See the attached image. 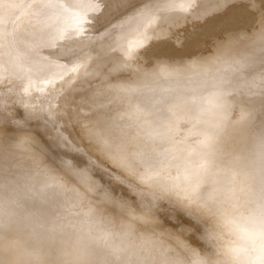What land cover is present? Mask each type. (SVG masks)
Returning a JSON list of instances; mask_svg holds the SVG:
<instances>
[{
  "label": "rangeland",
  "instance_id": "1",
  "mask_svg": "<svg viewBox=\"0 0 264 264\" xmlns=\"http://www.w3.org/2000/svg\"><path fill=\"white\" fill-rule=\"evenodd\" d=\"M33 1L0 0V3L4 6L2 7L0 4V30L3 29V31H0V216L5 224L4 227L7 228L3 234L0 233V245H4L6 242L7 244L13 242L10 240L15 238V230L8 228L10 225H18V222L21 221L20 206L28 203L35 206L37 201H43L40 198L37 199L41 193L52 197L56 194L59 199L65 197L62 198L61 204L57 206V209H53L55 213L52 214L47 225H45L44 219L42 223L37 222V218L33 217V215L36 216L39 213L31 212L30 208H33L29 206L26 211L28 214L32 213L33 215H30L32 217L29 219L30 223H32L30 229V234L32 235H29L28 238L37 235L40 229H44L45 232L52 231L55 235L60 236L66 229L71 227V231L78 229L75 231L77 232L76 238H85L87 240L91 238L95 243V247H104L105 240L103 237H107L110 243L121 244L122 250L120 249L119 253L114 257L118 258L119 254L124 255L125 257L122 261L124 264L151 263L153 257L148 250L152 242L156 255L170 254L171 256L167 257L168 264H173L174 261L183 259L182 250L195 249L197 252H201L203 248L214 253L222 242L227 243L235 239L232 233L236 231L233 230L234 227L227 223L226 220H219L220 222L213 220L206 230L202 229L201 232L189 231L180 235L181 226L187 224L190 217L183 213L169 211V209L175 207V201L183 199L194 191L198 192L201 200H206L205 198L208 197L207 192L203 188H197L202 183L210 191L212 188L216 189L219 201H227L226 198L222 197L223 192L226 193L229 201L231 199L236 200L237 205L225 212L229 215L231 214L230 216L238 213V208L243 205L247 212L248 207L253 202L258 201V197L253 196V191L257 192L260 190L257 183V176L261 174L259 150L254 149L253 151L250 148H245L244 151H239L237 146L248 142V132L253 134L249 141L250 145H256V135L258 143L261 127L264 126V37L258 40L256 36L258 31L259 34L260 32L263 34L264 23H261L256 30H252L254 33L250 31V27L252 28L255 23L258 24V21H254L255 18L260 15L261 11L264 12V1L224 0L223 3L214 4L209 9L211 14L212 11L219 14L233 9L238 19L239 16L243 15L242 17L245 19L252 20L250 21L252 22L251 25H248L250 27L242 25L244 30L247 29L246 33L244 32L245 35L243 34L245 37L243 38L242 36V41L246 40L245 44H243L244 41L242 42L244 47L241 41L237 42L236 39V42L228 43L229 48L227 47V50L232 47L234 49L232 50L231 48L229 51H234L235 53L231 54L228 51V54L233 56L230 58L227 51L223 50L225 52L223 53L227 55V57L223 56L226 58L225 61L220 58V56L224 55L222 53V55L218 53L220 56H217L218 58L216 59L217 52H222L223 48L219 49L220 51H215V57L213 56L215 60L212 57L213 61H211L208 56L211 57L213 55L209 52L210 50L214 52L213 45L202 47L203 50L200 48V50H197L199 53L195 51L196 55L194 51L192 53V44L187 43L183 46L184 40L189 34H192L191 28V32H189V29L187 30L188 33L186 30L181 32L178 30L167 34L163 38V41L171 42L172 45L180 47L181 50L184 48L183 53L188 54V57H186V54H182V56L168 61V58L166 60L164 56L159 54V52L163 53V51H166L165 46L155 49L154 42L147 40L150 43L144 45L135 53L136 56H134V60L131 63L133 66L131 65V69H128L130 75L133 70L138 72L142 65L147 68L153 67L164 59L170 64L173 71L177 70L176 73H178V70L185 68L187 60L191 58H195L199 63L196 62L197 66H192V62H188L189 64L187 65L189 67H187L190 71L187 69L188 72L186 70L187 67L185 68L188 74L184 69L183 71L181 70L178 75L175 74L174 79L172 78L174 83L171 76V82L170 79H165L169 84H166L163 79H156L155 81L153 80L155 78H150V74L144 75V72L140 70L142 77L150 79L142 81L146 84V87L144 86L145 90H138L133 87L136 93L140 95L136 98L129 96L131 90L120 88L121 85L122 87L128 85L136 86L134 83L137 80H127L131 77L122 76L124 77L122 78L121 75H118L123 72L127 73V69L112 73L108 66L109 61H107L104 64H97L95 72L94 70L92 71L90 65L87 66L86 64L83 67L75 68L76 71L67 70L63 72L61 67L66 63L65 59L59 61L60 66H52L53 61L50 62L48 58H71L69 63H72V59L75 60L81 56V53L76 51L90 41L99 31L98 29L104 27L112 17L117 15L116 13H122L132 8L131 6L139 3V1L145 0H134L136 1L135 3L133 0H107V7H105L106 0H88L80 10L81 12L73 15L72 20H65L60 17L64 9L60 0H38L39 3L37 0ZM169 1L177 6H183L190 0ZM211 3L213 4L214 1H211ZM5 7L6 9H4ZM199 16L201 19L207 17L205 13H199ZM188 19L191 18L188 16ZM74 21L75 23H73ZM53 22L54 24L51 26L53 32L49 35L47 33L48 28L44 30V27ZM68 23L70 24L67 25ZM158 25H161V23ZM240 26L238 25L237 28L241 29L242 26L241 28ZM4 30L8 31H5V33ZM237 30H231V32ZM92 33L94 34L92 35ZM3 34L6 36V40ZM148 34L149 32L144 31L138 35V38L143 40ZM222 34H225V32ZM156 37L157 35L152 38ZM177 38H179L178 41H176ZM219 40L213 38L211 43ZM237 43H240L241 46ZM233 44H237L241 48L236 47V45L234 47ZM124 45L125 43L122 39L118 40L116 48L122 52L125 48ZM245 45H248L250 53L248 49H245L247 47ZM132 48L130 47V49ZM235 48H237L236 50H241L240 56L242 58L234 56L235 54H240V52H238L239 54L236 53ZM206 49L208 51L203 53ZM66 53L68 54L66 55ZM111 54L112 52L110 51L106 55V58H109L108 60L111 59ZM243 55H247V58L244 59ZM204 58L209 60L207 61ZM230 59L233 64L229 61ZM237 59L240 61L239 64ZM200 60L203 65H201ZM203 60L207 61V64L209 62V64L205 65ZM224 62L232 64L229 65L231 67L226 68L227 65L223 66L225 65ZM210 64L211 67H209ZM72 65L73 63L70 66ZM214 65H217V67L219 65L220 67L216 69ZM237 65L238 67L241 65L239 69ZM177 66L178 68L181 67V69L175 70ZM222 66L224 68H221ZM192 67H195V69L193 68V70ZM206 67L209 68L206 69ZM54 68L57 70H54ZM196 68H199V71ZM200 68L202 70L206 69V72L211 68L213 71L214 69L215 71L221 69L225 74H222L220 70L216 72H220L222 75L216 74L217 76H215V74L211 73L212 70H209L211 72L204 73L207 74L204 75L202 74L203 70L201 72L202 75H200L203 77L207 76L205 77L207 79L204 80L203 77H199L198 73L196 74V79L193 71L200 73ZM49 69L51 72L53 70L55 72L51 73ZM183 72L191 78H188ZM189 73L194 75L191 76ZM209 73L214 77H218V80L212 79L211 77L213 76L209 75ZM225 75H228V77ZM118 77L122 81L120 79L117 80ZM198 79L199 82H197ZM157 80L164 82V86L159 84L160 82L158 83ZM210 81L213 83H209ZM115 82H118L117 86H120V89L116 90L111 86L116 84ZM171 83L172 85H170ZM178 85H180L179 89L185 87L186 91L181 90L182 92H180L176 87ZM108 86H111L112 89ZM114 91H116L115 94H113ZM220 91L222 96H228L227 99L225 98V104H230V106L226 105V109L230 107L228 109L229 117L226 116L227 120L223 126V133L228 146L226 151L217 146H209L200 142L197 130L198 118L196 117V110L201 108L200 104H204L206 101L212 103L211 101L214 98L211 96H213L214 92L218 93ZM117 92H123L118 99H116ZM180 93H183V95ZM89 94L91 96L95 95V97L91 98ZM220 94L216 96L218 101L214 99L217 102L213 101L212 107L220 105L219 99H222ZM199 95L200 97L198 98ZM189 99L192 100L189 101ZM189 102L195 105L191 106ZM85 106L87 107L85 108ZM243 110H247L248 113L244 118H239ZM97 115H102L100 120L96 117ZM109 115L118 118V120L114 123L109 122L106 125L105 122L108 120L107 117ZM130 117L131 121L124 120ZM233 117L239 119L241 126H238V124L229 125L232 124ZM22 118L27 119L24 121ZM97 122H104L105 127H102L104 135L100 134V137L95 139L98 141L100 139L112 140L111 142L114 143L111 145L114 146L113 152H117L116 155L112 153L107 156L102 153L97 145H92L88 142L86 136H91L92 132L99 129L98 126L96 127ZM229 127H231L230 130L232 129V134H229ZM98 133H101V131H98ZM233 136H238V141L233 140ZM253 136L254 139L252 140ZM94 146L97 148H94ZM124 150H126V153H124ZM238 151L242 154L240 158H238ZM247 153L248 156L244 157ZM151 155L154 158L151 163L152 169L145 170V167L138 165L140 160L149 159L148 157H151ZM205 161L210 163L207 168H202L201 165ZM120 165L127 167L122 168ZM20 170L23 174L18 176ZM49 171L54 172L53 174L56 175L54 176L56 178L55 181L50 183L48 182L51 176L48 174L44 175L45 172L48 173ZM88 172L90 173V179L94 182L93 186L86 184L85 177ZM38 174H40V177L32 180ZM92 174L96 176L94 177ZM97 174L100 177L99 179H97ZM101 176L106 177V180H102L103 177L101 178ZM229 176L236 177L237 183L242 184L240 194L236 195L235 186L229 181L230 179H226ZM142 178L146 183L141 182ZM166 179L174 182L167 183ZM228 181L229 184H226ZM31 182L32 184L28 189L29 196L26 197V186ZM58 185L59 189L61 188V194L59 191L54 192L56 190L55 186L58 187ZM250 185L253 190H251ZM71 188H75L78 195L76 194L75 196L74 194L73 196L74 198L79 196L78 198L73 199V196H71L72 192L67 195ZM162 188L167 189V192H161ZM183 188H185V192L184 190L180 192ZM50 189L51 192H48ZM52 193L55 194L51 195ZM154 194L164 195L166 198L159 201L158 211L154 209L149 214L143 210V207L147 205L149 199L153 198ZM113 201L117 202L115 210H113ZM120 201H127L132 206L131 209H123L119 204ZM214 201H218L216 196H214L213 200H209V202ZM209 208L213 211L217 210L214 206ZM89 210L92 211L91 214L95 213L94 216H100V220L102 219L103 222L106 218L109 221L98 223L91 217H85L90 212ZM56 219L59 220L57 223H55ZM241 222L245 221L241 220ZM120 230L123 231L124 235L127 233V237L124 236L122 239ZM222 236L223 241L221 240ZM44 238L42 244H46L48 241L46 235ZM16 240H19V238L17 237ZM122 240L126 241L125 245ZM147 240H150L151 244ZM60 246V238L56 237L51 243V249L44 258H41L39 264H63L59 263L57 254V248ZM86 251L88 250H85L83 254ZM203 254L201 252V255ZM173 255L175 256L173 257ZM96 261H86L85 263L94 264Z\"/></svg>",
  "mask_w": 264,
  "mask_h": 264
},
{
  "label": "bare ground",
  "instance_id": "2",
  "mask_svg": "<svg viewBox=\"0 0 264 264\" xmlns=\"http://www.w3.org/2000/svg\"><path fill=\"white\" fill-rule=\"evenodd\" d=\"M33 1V0H32ZM36 1V0H35ZM40 1V0H39ZM39 1L37 0V2L39 3ZM86 1H88V0H76V1H73V0H60V2L61 3H63V11H62V13L60 14V17L61 18H63V19H65V20H72L73 19V15H76V14H78V13H80L81 11V9H82V7H83V5L86 3ZM134 1V0H133ZM132 1V2H133ZM136 1H138V0H136ZM136 1H134V3L136 2ZM167 1H169V0H145V1H142V2H140L139 1V3H136L135 5H133V6H131L132 8H130V9H128V10H126V11H123L122 13H116L115 15L116 16H114V17H112V19H110L109 21H108V23L104 26V27H102L101 29H98L99 31L95 34V36L90 40V41H88L80 50H78V51H76V52H78V53H81V56H80V58H77V59H75V60H73L72 59V63H73V65L72 66H70L72 63H69V62H71V58L70 59H66V58H62V59H59V58H56V59H53V58H48V60L51 62V61H53V63H52V66H60V64H59V61L60 60H63V59H65L66 60V63L64 64V66L63 67H61L63 70V72H66L67 70H69V69H73V68H80V67H83V65L84 64H86L87 66L88 65H90V68L92 69V71L94 70V72L97 70L96 69V66H98L97 64H104L105 62H107V61H109L108 62V66L110 67V70H111V72L112 73H114V72H117V71H121L122 69H124V70H126L127 69V73L126 72H123V73H120V74H118V75H121V77L122 76H125V77H131V78H128L127 80H137V81H135L136 83H134V84H136V86H138V87H136V86H131V85H128V86H123L122 87V85H121V87L120 86H117V84H118V82L116 83V84H113V85H111L114 89H116V90H118V89H120V88H126V90L128 89V90H131V93H130V95L129 96H131V97H134V98H136V97H138V96H140L138 93H136V90L134 89V88H136V89H138V90H143L146 86V84L145 83H143L142 81L143 80H147V79H150V78H155V79H153V80H155L156 81V79H163L164 80V82H166L165 81V79H170V76H171V79L173 78H175V74L176 75H178V73H180V71L182 70L183 71V69L185 70V68L188 66L187 64H189V63H191V65L192 66H197V63L196 62H198L199 63V61H196L195 60V58H191L190 60H187L188 62H187V64H185L186 66H185V68H182L181 69V67L180 68H178V66H177V68H175V70L176 69H181L180 71L178 70V73H176V71H173V68L170 66V64L166 61L167 60V58H168V61H170V60H174V59H176L177 57H180V56H182V54H186V53H183V49L181 50V48L180 47H177V46H175V45H172V43L171 42H166V41H163V38L167 35V34H170V33H172V32H176V31H184V30H190V28H191V30H192V34L190 35H188L187 36V38L184 40V44H183V46H185L187 43L188 44H192L191 45V47H192V53H193V51H194V54H195V51H196V53H199V51L197 52V50H200V48L202 49V47H206V46H208V45H213L214 46V52L216 51H218L219 49L221 50V48H223L222 49V52H217V55H216V59L218 58L217 56H220V55H218V53H222V54H224L225 52L223 51V50H225V51H227V54L230 52L231 54L234 52V51H229V50H227V47L229 46L228 45V43H230V42H236L235 41V39L237 40V42L239 41H241V44H242V42L244 41H242V36H243V38L245 37L244 35H245V31L247 30V29H245L244 30V27L242 26V25H246V26H248V25H251V23L252 22H250V21H252V20H249V19H245L244 17H240L239 16V19L236 17V13H235V11L232 9V10H228V11H226V12H221V13H219V14H216L217 12H214V11H212V14L209 12V9L211 8V6H213L214 4L215 5H218L219 3H223L224 2V0H190L189 2H187V3H185L183 6H177V5H175L173 2L172 3H170L171 1H169V2H167ZM211 1H214V3L212 4L211 3ZM264 1V0H263ZM4 2V1H3ZM34 2V1H33ZM167 2V3H166ZM32 3V2H31ZM131 3V2H130ZM129 3V4H130ZM1 4V6L3 5L2 3H0ZM12 4V3H11ZM34 4V3H33ZM71 4V5H70ZM7 5V4H6ZM123 6V5H122ZM2 7H4V6H2ZM16 7V6H15ZM7 8H8V6H7ZM4 9H6V7L4 8ZM125 9V8H124ZM6 13V12H5ZM76 13V14H75ZM199 13H205L206 14V18H204V19H201L200 18V16H199ZM26 14V13H25ZM264 14V12L263 11H261L260 12V15L259 16H257L256 18H255V22L256 21H258V24L257 23H255L254 24V26H252V28L250 27V26H248V27H250V31L251 32H253L252 30H256V28L259 26V25H261V18H262V15ZM114 15V14H113ZM3 16V15H2ZM22 16V15H21ZM188 16L191 18V19H188ZM212 16H213V18H212ZM60 17H58V18H60ZM1 18H3V17H1ZM57 18V19H58ZM76 18V17H75ZM209 18V19H208ZM244 18V19H243ZM184 19V20H183ZM20 20V19H19ZM18 21V20H17ZM56 21V20H55ZM54 21V22H55ZM204 21V22H203ZM54 22L53 23H51V24H48V25H46L45 27H44V30L45 29H47L48 28V31H47V33L50 35L53 31H52V29H51V26L54 24ZM69 22V21H68ZM249 22H250V24H249ZM2 23V22H1ZM73 23H75V21L73 22ZM159 23H161V25H158ZM8 24V23H7ZM70 23H68L67 25H69ZM263 24V23H262ZM4 25H5V23H4ZM64 25V24H63ZM77 25V24H76ZM75 25V26H76ZM238 25H241L242 26V28H241V26H240V28L241 29H239V28H237L238 27ZM71 26H72V24H71ZM246 26H245V28H246ZM264 26V25H263ZM247 27V28H248ZM69 28V27H68ZM74 28V27H73ZM1 29V28H0ZM6 29H7V27H6ZM238 29V30H237ZM249 29V28H248ZM65 30V29H64ZM191 30L189 31V32H191ZM194 30V31H193ZM231 30L233 31V30H237V31H235V32H231ZM0 31H3V29L2 30H0ZM6 30H4V32H5ZM8 31V30H7ZM6 31V32H7ZM97 31V30H96ZM149 32V34L147 35V37L145 38V39H143V40H141V39H139L138 38V35H140L142 32ZM250 31H249V33H250ZM5 32V33H6ZM93 32V31H92ZM179 32V33H180ZM223 32H225V34H222ZM245 32V33H244ZM3 33V32H2ZM95 33V32H94ZM94 33H92V35L94 34ZM187 33H188V31H187ZM254 33V32H253ZM262 32H260V34H259V31H258V33H257V39L258 40H260L262 37H264V35H262L261 34ZM1 34V33H0ZM76 34V33H75ZM182 34V33H181ZM186 34V33H185ZM185 34H183V35H185ZM244 34V35H243ZM263 34H264V32H263ZM157 35V37L156 38H152V37H154V36H156ZM182 35V36H183ZM187 35V34H186ZM248 35V34H247ZM246 35V36H247ZM255 35V34H254ZM253 35V36H254ZM3 36H5L4 34H3ZM55 36V35H54ZM57 36V35H56ZM58 36H59V34H58ZM252 36V37H253ZM2 37V36H1ZM9 37V36H8ZM7 37V38H8ZM53 37V36H52ZM173 37V36H172ZM221 37V38H220ZM248 37V36H247ZM255 37V36H254ZM3 38V37H2ZM1 38V39H2ZM213 38L215 39V40H217V39H220L219 41H216V42H214L213 41V43H211V41L213 40ZM5 40H6V36H5V38H4ZM9 39V38H8ZM123 40L124 41V43H125V48L122 50V52H120L116 47H117V43H118V40ZM154 39V40H153ZM178 39L179 38H177L176 39V41H178ZM182 39V38H181ZM147 40H152V41H150V42H154V46H155V49L157 48H160L161 46H165V50L166 51H163V53H161V52H159V54L160 55H162V56H164L165 58H166V60L164 59L161 63H158V64H156L155 66H153V67H149V68H147L146 66H144V65H142V68L141 69H138L139 71L138 72H136L135 70H133V72H131V75H130V71H128V69H131L130 68V66L132 65L133 66V64H131L132 62H133V60H134V56H136L135 55V53H137L138 51L137 50H139L141 47H143L144 45H146V44H148V43H150V42H147ZM234 40V41H233ZM247 40H248V38H247ZM13 41V40H12ZM246 41V40H245ZM245 41L243 42V44H245ZM252 41V40H251ZM84 42V41H83ZM248 42V41H247ZM167 43H170V44H167ZM183 43V42H182ZM251 43V42H250ZM71 44V43H70ZM74 44V43H73ZM230 44H232V43H230ZM238 45L240 44V43H237ZM237 44H235L236 45V47L238 46ZM241 44H240V46H241ZM242 44V46L244 47V45ZM247 44V43H246ZM249 44V43H248ZM74 45H76V44H74ZM234 45V44H233ZM233 45H230V46H233ZM235 45H234V47H235ZM13 46H14V44H13ZM78 46V45H77ZM76 46V48H78ZM180 46V45H179ZM209 46V47H210ZM240 46H238V47H240ZM245 46H247V47H245V49H248V45H245ZM65 47H66V45H65ZM130 47H133L132 49H134V50H132V49H130ZM250 47H251V45H250ZM252 47H254V46H252ZM66 48H68L69 49V47H66ZM71 48V47H70ZM180 48V49H179ZM229 48V47H228ZM241 48V47H240ZM240 48H238V49H240ZM11 49V48H10ZM67 49V50H68ZM128 49H130V50H128ZM154 49V48H153ZM185 49H187L186 47H185ZM191 49V48H190ZM212 49V48H211ZM234 48H232V50H233ZM237 48H235V50H236ZM71 50H72V48H71ZM70 50V51H71ZM75 50V49H74ZM132 50V51H131ZM203 50V49H202ZM219 50V51H220ZM242 50H244V49H242ZM249 50V53H250V49H248ZM106 51V52H105ZM112 52V54H111V59L110 60H108L109 58H106L107 56V54L109 53V52ZM155 51V50H154ZM205 51H208L207 49L206 50H204L203 51V53L205 52ZM229 51V52H228ZM237 52L236 53H238V52H240L241 50H236ZM246 51V50H245ZM252 51V50H251ZM103 52V53H102ZM209 52H211V54H213L211 57L210 56H208L210 59L216 54V52L214 53L213 51H209ZM224 52V53H223ZM242 52H244V51H242ZM248 52V51H247ZM246 52V53H247ZM146 53V52H145ZM235 53V52H234ZM245 53V52H244ZM248 53V54H249ZM68 53H66V55H67ZM151 54V53H150ZM221 54V55H222ZM239 54V53H238ZM243 54V53H242ZM252 54V53H251ZM250 54V55H251ZM101 55H103L101 58H98V57H100ZM188 54H186V57H188L187 56ZM190 55H192V54H190ZM196 55V54H195ZM200 55V54H199ZM201 55H202V53H201ZM205 55V54H204ZM209 55V54H208ZM228 55H230V54H228ZM234 55V54H233ZM241 55V52H240V54L239 55H234L236 58H237V56H240ZM65 56V55H64ZM78 56V55H77ZM109 56V55H108ZM227 57V55L226 54H224V55H222V57L220 56V58H222V59H224V61H225V59L226 58H224V57ZM247 55H243V57H245L244 59H246L247 57H246ZM249 56V55H248ZM252 56V55H251ZM147 57V56H146ZM189 57H191V56H189ZM215 57V56H214ZM214 57L212 58V59H214ZM233 56H231L230 55V58H232ZM241 57V56H240ZM74 58V57H73ZM137 58V57H136ZM219 58V59H220ZM242 58V57H241ZM194 59V60H193ZM205 60H209V59H206V58H204ZM211 59V61H213ZM218 59V60H219ZM250 59V58H249ZM249 59H248V61H249ZM68 60V61H67ZM198 60V59H197ZM205 60H203L204 62H205ZM215 60V59H214ZM221 60V59H220ZM219 60V61H220ZM233 60V59H232ZM236 60V59H235ZM238 60V59H237ZM243 60V59H242ZM251 60H252V58H251ZM195 61V62H194ZM206 61V62H207ZM218 61V62H219ZM222 61V60H221ZM231 63H232V61H231V59L229 60ZM234 61V60H233ZM239 61V60H238ZM45 62V61H44ZM167 62V63H166ZM200 62H201V60H200ZM204 63L205 65L207 64V63ZM214 62H216V61H214ZM223 62V61H222ZM228 62V61H227ZM227 62H224L225 63V65H223V66H226V68L227 67H231V66H229V65H232V64H227ZM237 62V61H236ZM244 62V61H243ZM186 63V62H185ZM196 63V65H194ZM202 63V64H201ZM200 64L201 65H203V62H201ZM221 63V62H220ZM240 63V61L238 62V64ZM248 63H250V62H248ZM48 64V63H47ZM140 64V63H139ZM208 64H209V62H208ZM207 64V65H208ZM211 64H213V63H211ZM211 64H210V66L209 67H211ZM218 64V63H217ZM222 64V63H221ZM221 64H219L220 66H221ZM235 64V63H234ZM251 64V63H250ZM137 66H139L138 64H136ZM141 65V64H140ZM200 65V66H201ZM205 65H204V68H205ZM218 65V67H220ZM244 65H245V63H244ZM50 66V65H49ZM200 66H198V67H200ZM216 66V67H215ZM221 67V68H224V67ZM235 66H236V64H235ZM241 66V65H240ZM239 66V67H240ZM242 66H243V64H242ZM249 67H250V65H248ZM189 67V66H188ZM186 68V70L187 69H189V68ZM209 67H206V69H208ZM214 67L217 69L218 67H217V65H214ZM213 67V68H214ZM237 67H238V65H237ZM239 67H238V69H239ZM246 67V66H245ZM191 68V67H190ZM195 69V67H192V69ZM203 68V67H202ZM202 68H200V73L198 72L199 71V68H196L198 71L196 72V71H193L192 69V71H193V73L195 72V78L197 79V73H198V75H200L201 74V72L204 70H202ZM228 68V69H229ZM232 68H233V66H232ZM232 68H231V70H232ZM260 68V67H259ZM82 69V68H81ZM205 69V70H206ZM246 69H249V68H246ZM253 69V68H252ZM50 70V69H49ZM54 70H57L56 68H54ZM52 71L51 72V70H50V72L51 73H54L55 71ZM90 70V69H89ZM140 70L142 71V72H144L143 74L145 75V74H150V78H148V77H142L141 76V74H140ZM185 70V72L188 74V72L190 71V69H189V71L187 72ZM204 70V72H202V74H204V73H208V72H211V71H209V70H212V68L211 69H209L208 70V72H206ZM221 69H218V70H216V71H220ZM230 70V69H229ZM244 70V69H243ZM191 71V72H192ZM214 71H215V69H214ZM213 70H212V72L211 73H213V74H215V76H217L216 74H220V72H222V74L224 73L222 70L220 71V72H214ZM224 71H225V69H224ZM236 71H238V70H236ZM240 71V70H239ZM247 71H249V70H247ZM60 72H61V70H60ZM226 72H227V70H226ZM229 72H231V71H229ZM233 72H234V70H233ZM184 73V72H183ZM186 73H184V74H186ZM211 73H209V75H211ZM182 74V73H181ZM186 74V75H187ZM191 73H189V75H190ZM201 74V75H202ZM222 74H220V76L222 75ZM225 74V73H224ZM226 74H228V73H226ZM231 74V73H230ZM180 75V74H179ZM194 75V74H193ZM192 74H191V76H193ZM199 76V77H203V76ZM204 75H207V74H204ZM209 75H208V77H209ZM188 76V75H187ZM186 76V77H187ZM211 76H213V75H211ZM219 76V75H218ZM31 77V76H30ZM162 77V78H161ZM178 77V76H177ZM184 77H185V75H184ZM205 77H207V76H205ZM205 77H203V79L204 80H206L205 79ZM68 78V77H67ZM106 78V77H105ZM122 78H124V77H122ZM140 78H142V79H140ZM188 78H191V77H189L188 76ZM212 79L213 78H215L214 80L215 81H217L218 80V77H211ZM217 78V79H216ZM118 79H120V77H118L117 78V80ZM171 79H170V82H171ZM173 79H172V82H173ZM182 79V78H181ZM208 79H210V78H208ZM255 79V78H254ZM201 80V79H200ZM253 80V79H252ZM120 81H122V79H120ZM125 81V80H124ZM158 81V80H157ZM202 81V80H201ZM209 81V80H208ZM213 81V80H212ZM251 81V80H250ZM112 82V81H111ZM126 82V81H125ZM160 82V80L158 81V83ZM162 83V82H160L159 84H161L162 86H164V84L165 83ZM197 82H199V79H198V81ZM249 82V81H248ZM102 83V82H101ZM105 83V82H104ZM108 83V82H107ZM112 83H114V82H112ZM150 83V82H149ZM157 83V82H156ZM174 83V82H173ZM250 83V82H249ZM255 83V82H254ZM106 84V83H105ZM166 84H169V83H167L166 82ZM192 84V83H191ZM102 85V84H101ZM160 85V86H161ZM170 85H172V83L170 84ZM199 85V84H198ZM111 86H108L110 89H112V87ZM145 86V87H144ZM102 87V86H101ZM120 87V88H119ZM134 87V88H133ZM177 87V89H179L180 88V85H178V86H176ZM202 87V86H201ZM103 88V87H102ZM105 88V87H104ZM181 88H183L182 86H181ZM162 89V88H161ZM101 90H103V89H101ZM105 90H108V89H105ZM104 90V91H105ZM145 90V89H144ZM180 90V92H182L181 90H185V87L183 88V89H179ZM178 90V91H179ZM109 91V90H108ZM111 91V90H110ZM186 91V90H185ZM192 91H194V90H192ZM233 91V90H232ZM115 92L116 91H114L113 92V94H115ZM184 92V91H183ZM90 93V92H89ZM106 93V92H105ZM118 94H116L117 95V98L116 99H118V98H120V96L122 95V93L121 92H117ZM179 93V92H178ZM187 93V92H186ZM190 93V92H189ZM83 94H84V92H83ZM109 94V93H108ZM113 94H111V95H113ZM181 95H183V93H180ZM179 94V95H180ZM192 94V93H191ZM212 94V93H211ZM90 95V94H89ZM84 96V95H83ZM91 96V95H90ZM89 96V97H90ZM108 96V95H107ZM185 96V95H184ZM189 96V95H188ZM201 96H202V94H201ZM211 96V95H210ZM92 97H95V95L93 96H91V98ZM109 97V96H108ZM114 98H115V96H113ZM181 97H183V96H181ZM200 97V95L198 96V98ZM211 97H213V96H211ZM114 98H112V99H114ZM197 98V99H198ZM206 98H209V97H206ZM214 98V97H213ZM215 99V98H214ZM213 99V100H214ZM218 99V98H217ZM6 100V99H5ZM91 100H93V99H91ZM190 100H192V99H189V101ZM195 100H196V98H195ZM206 100V99H205ZM204 100V101H205ZM208 100V99H207ZM14 101V100H13ZM202 102H203V100H201ZM200 101V102H201ZM209 101V100H208ZM210 101H211V99H210ZM216 101V100H215ZM218 101V100H217ZM216 101V102H217ZM9 102V101H8ZM12 102V101H11ZM10 102V103H11ZM31 102V101H30ZM94 102V101H93ZM92 102V103H93ZM192 102V101H191ZM201 102V103H202ZM212 103H214L213 101H211ZM15 103V102H14ZM187 104H188V102H186ZM193 103V102H192ZM199 103V102H198ZM204 103V102H203ZM212 103H209V102H205L204 104H200V106H201V109H203L204 111H206L207 113H206V115H205V117L204 118H200L199 120H198V139H199V141L200 142H202L203 144H205V145H213V146H217L218 148H220V149H222V150H224V151H226L227 150V148H228V146H227V141H226V137H225V135H224V133H223V126H224V124H225V122H226V120H227V118H226V115H224L223 113H221V112H218L219 110H220V108L223 106V105H221V103H220V105H218L217 107H212ZM5 104V103H4ZM16 104H17V102H16ZM20 104V103H19ZM24 104V103H23ZM189 104H191L190 102H189ZM212 104V105H211ZM10 105V104H9ZM11 105L13 106V104L11 103ZM18 105V104H17ZM22 105V104H21ZM29 105V104H28ZM193 105H195V104H193ZM192 104H191V106H193ZM196 105H197V102H196ZM199 105V104H198ZM20 106V105H19ZM190 106V105H189ZM24 107H25V104H24ZM30 107V106H29ZM87 106H85V108H86ZM186 107H188V106H186ZM199 107V106H198ZM17 108H19V107H17ZM190 108V107H189ZM225 108V110H226V107H224ZM20 109V108H19ZM26 109H28V108H26ZM32 109V108H31ZM30 109V110H31ZM25 110V109H24ZM34 111V110H33ZM20 114V113H19ZM36 115V114H35ZM40 115V114H39ZM103 115V114H102ZM102 115L101 116H99V115H97L96 117L97 118H99V120L101 119V117H102ZM42 115H40V117H41ZM38 117V116H37ZM42 118H43V116H42ZM46 118V117H45ZM108 118V120H106V125H108V123L110 122V123H114V122H116L117 120H118V118H116V117H114V116H112V115H109V117H107ZM198 118V117H197ZM234 118V120H233V122H232V124H229V125H233V124H238V126H241V124H240V121H239V119L238 118H236V117H233ZM232 118V119H233ZM34 119V118H33ZM40 119V118H39ZM36 120V119H35ZM124 120H126V121H131V117L130 118H125ZM7 121V120H6ZM40 121V120H39ZM41 121H43V120H41ZM23 123V122H22ZM38 123V122H37ZM49 123V122H48ZM47 123V124H48ZM105 123L104 122H97V125H96V127L98 126L99 127V129H96L97 131H94V132H92L91 133V136H93V137H91L89 134H87V135H89L88 137H89V139H88V137L86 136V138H87V140H88V142L90 143V144H92V145H97L100 149H101V151H102V153H104V154H106L107 156H109V155H111L112 153H114L115 155H116V153L117 152H113V150H114V146L113 145H111V144H113L110 140H108V139H106V140H104V139H100V141H98V140H96L95 138H98V137H100V134H103L104 135V133H103V129H102V127H105ZM40 124V123H39ZM41 124H42V122H41ZM53 124V123H52ZM102 124V125H101ZM33 126V125H32ZM42 126V125H41ZM42 128V127H41ZM230 128L231 127H229L228 128V131H229V134H232V129L230 130ZM42 131H44V130H42ZM48 131H49V129H48ZM51 131H52V129H51ZM89 131H92V130H89ZM98 131L100 132L101 131V133H98ZM238 134V133H237ZM240 134V133H239ZM99 135V136H98ZM51 138V137H50ZM238 136H233V140H235V141H238ZM53 139V138H52ZM51 140V139H50ZM51 141H54V140H51ZM55 142V141H54ZM53 142V143H54ZM52 143V142H51ZM54 145H55V143H54ZM112 146V147H111ZM117 146V145H116ZM56 147H57V145H56ZM94 148H97V147H95L94 146ZM60 150H61V148H60ZM110 151V152H109ZM62 152V151H61ZM68 152V151H67ZM66 152V153H67ZM124 153H126V150H124ZM139 154H140V152H138ZM76 156V155H75ZM149 159H144V160H140L139 161V166H141V167H145V170H148L149 168H153V167H151V163H152V160L154 159L153 158V156L151 155V157H148ZM82 160V159H81ZM82 163V162H81ZM141 164V165H140ZM94 167V166H93ZM91 169H93V168H91ZM139 169V168H138ZM80 171V170H79ZM21 172V173H20ZM76 172V171H75ZM85 172V171H84ZM83 172V173H84ZM90 172V171H89ZM86 173L87 175H86V177H85V181H86V184L87 185H89V186H93L94 185V182L90 179V173ZM92 172V171H91ZM18 176H21L22 174H23V172L20 170L19 172H18ZM81 174V173H80ZM101 174V173H100ZM257 174V173H256ZM84 175V174H83ZM93 175V174H92ZM98 175V174H97ZM101 175H103V174H101ZM76 176H77V174H76ZM94 176V175H93ZM96 176V175H95ZM94 176V177H95ZM106 176V175H105ZM199 176V175H198ZM103 176H101V178H102ZM258 177V180H257V183H258V187L260 188V181H261V174L260 175H258L257 176ZM100 177H99V175H98V177H97V179H99ZM227 180H229V181H231L232 182V184H233V186H235L234 187V189H235V191H236V195H238V194H240V191H241V189H242V184H240V183H237L238 182V180H236V177L235 178H233L232 176H229L228 178H226ZM102 180H106V177H103V179ZM226 181V180H225ZM224 181V182H225ZM229 181L226 183V184H229ZM166 182L167 183H170V182H174L173 180L172 181H170L169 179H166ZM31 184H32V182L29 184V185H27V187H26V194H25V196L26 197H28L29 196V194H28V189H29V187L31 186ZM98 184V183H97ZM104 184V183H103ZM106 184V183H105ZM106 186V185H105ZM107 187V186H106ZM250 188H251V190H253V188H252V186L250 185ZM110 189H112V188H110ZM183 190H184V192H185V188H183L182 190H180V192H183ZM210 191V190H209ZM255 193V194H254ZM207 194H208V192H207ZM215 195L214 196H216L217 198H218V201H214V202H209V200L207 201L208 202V207H211V206H214L215 208H217V209H219L220 210V212L223 214V215H221V216H219V220H226V221H230V220H233V219H235L236 221H237V223H245L246 222V220H248L249 219V217H248V213L246 212V209H245V206L243 205V206H240L239 208H238V213H236L235 215H232V216H230L229 214H227V213H225V212H228V209H232V208H234L235 207V205H237L236 204V200H234V199H231L230 201L228 200L229 198L228 197H226V193L225 192H223L222 193V197L223 198H226V200L227 201H219V197H218V192L216 191L215 193H214ZM228 196V195H227ZM253 196H257V197H259V190L257 191V192H254L253 191ZM44 197V198H43ZM42 199L43 201H37V203L35 204V207L36 208H34V205H30V203H28V204H22L21 206H20V211L22 210V211H26L28 208H29V206L30 207H32L33 209H30L31 210V212L33 211V212H38V213H42L43 214V212H44V210L46 209L45 208V204L48 202V200H49V196H45L43 193H41V194H39V196H38V198L37 199ZM56 199H59L58 197H56ZM206 200H207V197L205 198ZM28 200H29V198H28ZM44 204V205H43ZM40 206L39 207V209H38V211L36 210L37 209V206ZM42 206V207H41ZM238 207V206H237ZM237 209V208H236ZM42 214H39V215H36V216H34L33 215V217H36L37 218V222H39V223H42L43 222V219H44V217L46 216V215H42ZM227 215V216H226ZM31 217L32 216H30V219H31ZM28 219H29V217H28ZM241 220H244L245 222H241ZM230 225H232V227H234L235 228V225H233V224H231V223H229ZM227 228H229V227H227ZM76 239H78L79 241L80 240H84V241H86V243H83L82 245H85L84 246V250L83 251H85V250H88V251H86V253H84V256L85 257H87V259H83L85 262L86 261H96V263H94V264H124V262H122L123 261V259H124V255H120L119 254V256H118V258H115L114 256L115 255H117V253H119V251H120V249H121V247L122 246H120L121 244H115V243H110V242H108L109 241V239L107 238V237H103V239L105 240V243H104V247L103 248H100L99 246L98 247H95V243L92 241V239L91 238H89L88 240L87 239H85V238H76ZM125 239V238H124ZM14 240V239H13ZM8 241V240H7ZM10 241H12V239L10 240ZM9 241V242H10ZM7 243V242H6ZM11 243H13V242H11ZM115 244V245H114ZM95 247V248H94ZM122 250V249H121ZM122 253H123V251H122ZM215 253V252H214ZM175 255H173V257H174ZM107 258V259H106ZM213 259H219V257L218 256H214V258Z\"/></svg>",
  "mask_w": 264,
  "mask_h": 264
},
{
  "label": "water",
  "instance_id": "3",
  "mask_svg": "<svg viewBox=\"0 0 264 264\" xmlns=\"http://www.w3.org/2000/svg\"><path fill=\"white\" fill-rule=\"evenodd\" d=\"M263 29L264 28H262V30ZM225 76L228 77V75H225ZM211 82L212 81H210L209 83H211ZM220 93H222V92L221 91L218 93L214 92L213 97L216 99V96H218ZM221 97H222V99H219V101L221 102V105H223V106L220 108V110L218 112H221L224 115L229 117L228 109H230V107L226 110L224 108V107H226V105L230 106V104H225V98L227 99L228 96L226 97V96L221 95ZM212 101L216 102L215 100H212ZM179 105H181V104H179ZM196 113H197L196 117H198V120H199L200 118H204L207 112L204 111L203 109L199 108L196 110ZM247 113H248L247 110H243L241 112V115L239 118H244L247 115ZM252 135H253L252 132H248V136H249L248 142L238 144L237 150H239V151L243 150L244 151L245 148H250L253 151H254V149H256L258 151L259 149L257 146L258 145L257 135H256V145L253 144L251 146L249 143ZM253 139H254V136H253L252 140ZM241 155L242 154L239 152L238 158H240ZM247 156H248V153L245 154L244 157H247ZM53 173L54 172H52V171H49L48 173L47 172L44 173V175L48 174L49 176H51L48 183H50L51 181H55L56 178L54 176H56V175H54ZM41 174H43V173H41ZM39 175L40 174L35 176L32 180H34L37 177H40ZM55 189L56 190H54V192L59 191L61 194L62 191H60L61 188L59 189V185H58V187L55 186ZM42 191H44V189H42ZM39 192H40V190H39ZM48 192H51V189L48 190ZM70 192H72L71 196H73L74 194L76 196V194H77V191L75 190V188H71L67 195H70ZM53 194H55V193H52L51 195H53ZM64 197H61L60 199H56V194H55V196H53V197L49 196L48 202L45 205L43 204L46 209L44 210L43 214L42 213H39V214L46 215L44 217L45 225H47L50 222L52 214L55 213V210H53V209H55V208L57 209V206H59L61 204L62 198H64ZM78 197H76V198H78ZM76 198H74V196H73V199H76ZM39 207L40 206L38 205L37 209H36L37 211H38ZM34 208H36V207L34 206ZM89 211L90 212H88L85 215V217H88V218L91 217L95 220V222H98V223H101V222L104 223V222L109 221V219L106 218V219H104L105 221L103 222L102 219L100 220V216H94L95 213L91 214L92 211L91 210H89ZM30 215H33V214L32 213L28 214L27 211L21 210L20 211V217H21L20 220L21 221L18 222V225H16V226L10 225L8 228V229L12 228L15 230V232H14V234H15L14 239L15 240L12 239L13 243L8 244V246L10 248V258L15 262V264H39L41 258H44L46 256V254L49 252V250L51 249V243L55 240L56 237H59L60 241H61V246L57 248V254L59 256V263H63V264H86L85 261L83 260V259H87V257H85L83 254V252H84L83 250H84L85 245H82L83 243H86V241H84V240L79 241L78 239H76L77 236H75V235L77 232H75V231L78 229L71 231L72 228L70 227V228L66 229L63 232V234H61L60 236L55 235V233L52 231L45 232L44 229H42V230L40 229L38 231L37 235H35L34 237H31V238H28L29 235H32V234H30V229L32 227L31 226L32 223H30V221H29ZM28 217H29V219H28ZM58 221L59 220L56 219L55 223H57ZM4 226H5V224L2 221V217L0 216V233L1 234H3L7 230V228ZM120 231L122 233V234H120L122 236V239L124 236L127 237V233H125V235H124L123 231L122 230H120ZM45 235H46L48 241L46 244H42V240L45 239L44 238ZM17 237L19 238V240H16ZM147 241L149 242V244H151L150 240H147ZM125 242H126L125 240H122V243L124 245L126 244ZM151 246H152V248H151ZM77 248H78V250H76ZM148 252H150L152 254L151 256L153 257L152 262L149 264H168L167 257L171 256L168 253L156 255L153 242L150 245Z\"/></svg>",
  "mask_w": 264,
  "mask_h": 264
},
{
  "label": "snow or ice",
  "instance_id": "4",
  "mask_svg": "<svg viewBox=\"0 0 264 264\" xmlns=\"http://www.w3.org/2000/svg\"><path fill=\"white\" fill-rule=\"evenodd\" d=\"M108 6L107 0L105 7ZM261 23H264V15H262ZM264 35V34H262ZM69 71H76L75 68L69 69ZM218 98V97H217ZM27 118H22L26 121ZM258 149H259V161H260V171H261V181H260V190H259V206L261 209V216L264 218V126H262L260 136L258 138ZM209 161H205L201 167L207 168ZM122 168H126L125 165H120ZM123 182V181H121ZM142 183H146L143 178L141 179ZM198 189L203 188L204 191L208 192L207 200H201L197 191H194L192 194L185 196L183 199L175 201V207L169 209L172 212L183 213L190 217V220L187 224L181 226L180 235H183L185 232L194 231L201 232L202 229H207L208 225L213 221H219V216L223 215L219 209L216 211L211 210L208 207V200L214 199V193L216 192L215 188H212L211 191L205 187L204 183L197 186ZM161 192H167V189H161ZM164 195H153L152 199H149L147 205L143 207V210L151 214L155 210H159V201L165 199ZM116 201H113V210H115ZM120 206L125 209H131V205L127 201H120ZM235 225L234 231L240 233L241 235L245 234L248 230L245 227V223H237L235 219L227 221ZM201 252L204 254L201 255ZM201 252H197L195 249L182 250L183 259H179L173 262V264H208L209 257L213 254L205 249H201Z\"/></svg>",
  "mask_w": 264,
  "mask_h": 264
},
{
  "label": "clouds",
  "instance_id": "5",
  "mask_svg": "<svg viewBox=\"0 0 264 264\" xmlns=\"http://www.w3.org/2000/svg\"><path fill=\"white\" fill-rule=\"evenodd\" d=\"M249 219L245 222L247 232L241 235L233 232L235 239L222 242L208 260V264H264V218L261 216L259 201L247 209ZM223 241V236L221 237ZM218 256L219 259H213ZM0 264H15L10 258L7 243L0 245Z\"/></svg>",
  "mask_w": 264,
  "mask_h": 264
}]
</instances>
